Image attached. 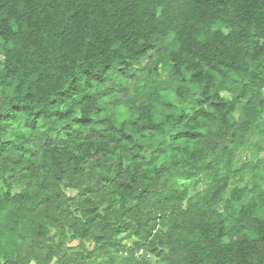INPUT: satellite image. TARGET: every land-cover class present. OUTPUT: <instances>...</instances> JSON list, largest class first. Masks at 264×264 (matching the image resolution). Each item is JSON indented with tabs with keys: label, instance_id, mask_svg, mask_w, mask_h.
Instances as JSON below:
<instances>
[{
	"label": "trees",
	"instance_id": "obj_1",
	"mask_svg": "<svg viewBox=\"0 0 264 264\" xmlns=\"http://www.w3.org/2000/svg\"><path fill=\"white\" fill-rule=\"evenodd\" d=\"M0 264H264V0H0Z\"/></svg>",
	"mask_w": 264,
	"mask_h": 264
}]
</instances>
